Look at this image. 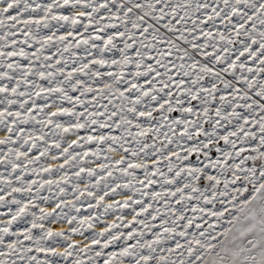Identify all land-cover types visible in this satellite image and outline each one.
Returning a JSON list of instances; mask_svg holds the SVG:
<instances>
[{
  "label": "snow or ice",
  "instance_id": "obj_1",
  "mask_svg": "<svg viewBox=\"0 0 264 264\" xmlns=\"http://www.w3.org/2000/svg\"><path fill=\"white\" fill-rule=\"evenodd\" d=\"M0 264H264V0H0Z\"/></svg>",
  "mask_w": 264,
  "mask_h": 264
}]
</instances>
